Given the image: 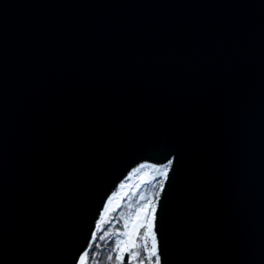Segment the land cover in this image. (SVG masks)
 <instances>
[{
    "label": "water",
    "instance_id": "1",
    "mask_svg": "<svg viewBox=\"0 0 264 264\" xmlns=\"http://www.w3.org/2000/svg\"><path fill=\"white\" fill-rule=\"evenodd\" d=\"M173 154L170 264H264V0H0V264H71Z\"/></svg>",
    "mask_w": 264,
    "mask_h": 264
},
{
    "label": "snow or ice",
    "instance_id": "2",
    "mask_svg": "<svg viewBox=\"0 0 264 264\" xmlns=\"http://www.w3.org/2000/svg\"><path fill=\"white\" fill-rule=\"evenodd\" d=\"M176 159L177 156L173 154L168 156L164 163L152 165L155 169V176L152 179L156 180L154 189L150 196L142 199L136 211L125 219L123 233L117 236L115 246L107 255V261L110 264H125L126 261L127 264H170L169 245L163 228L161 201L162 197L166 199L165 188ZM143 166V164L139 165V167ZM114 194L107 196L105 211H108ZM101 215L104 213L102 212ZM99 223L97 221V226ZM96 235L95 231L91 233L93 239ZM91 256L96 258L98 254L92 253ZM73 257L71 264H87L89 250L84 249L74 253ZM96 264H100L99 259L96 260ZM176 264H183V262L176 259Z\"/></svg>",
    "mask_w": 264,
    "mask_h": 264
},
{
    "label": "trees",
    "instance_id": "3",
    "mask_svg": "<svg viewBox=\"0 0 264 264\" xmlns=\"http://www.w3.org/2000/svg\"><path fill=\"white\" fill-rule=\"evenodd\" d=\"M154 176L155 169L152 166H145L137 170L123 183V186L114 191L115 194L108 209L111 214L105 215L104 212L107 211L104 209V215H101L98 220L99 226L96 223L94 229L97 233L96 238L91 237L87 246L89 250L87 264H96L97 259H99L100 264H110L107 261V255L115 246L117 236L123 233L125 219L136 211L143 198L152 193L156 183V180L152 179ZM92 253H96L98 256L92 258Z\"/></svg>",
    "mask_w": 264,
    "mask_h": 264
},
{
    "label": "rangeland",
    "instance_id": "4",
    "mask_svg": "<svg viewBox=\"0 0 264 264\" xmlns=\"http://www.w3.org/2000/svg\"><path fill=\"white\" fill-rule=\"evenodd\" d=\"M143 167H145V166H143ZM143 167H140V168H143ZM140 168H138L137 170H139ZM137 170H135L125 181H127ZM125 181H123V183L125 182ZM120 186H121V184H120ZM119 186V187H120ZM118 187V188H119ZM117 188V189H118ZM117 189H115V190H117ZM114 193V192H113ZM105 209V208H104ZM104 211V210H103ZM105 213V215H107V214H111V212H110V210H108L107 212H104Z\"/></svg>",
    "mask_w": 264,
    "mask_h": 264
}]
</instances>
